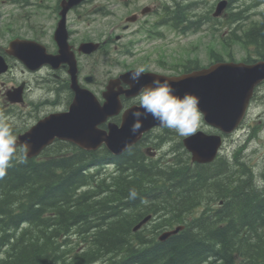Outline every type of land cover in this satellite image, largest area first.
<instances>
[{
  "label": "trees",
  "instance_id": "1",
  "mask_svg": "<svg viewBox=\"0 0 264 264\" xmlns=\"http://www.w3.org/2000/svg\"><path fill=\"white\" fill-rule=\"evenodd\" d=\"M241 27L231 38L264 58V19ZM84 154L60 150L8 167L0 178V264H264V189L244 164L192 165L178 154L147 166L134 146L108 181L87 173L94 158ZM202 193L223 207L192 217ZM176 225L184 229L157 240Z\"/></svg>",
  "mask_w": 264,
  "mask_h": 264
},
{
  "label": "water",
  "instance_id": "2",
  "mask_svg": "<svg viewBox=\"0 0 264 264\" xmlns=\"http://www.w3.org/2000/svg\"><path fill=\"white\" fill-rule=\"evenodd\" d=\"M223 7L224 3L219 4L216 16L220 14ZM55 40L60 48V56H67L68 46L63 27L57 31ZM11 48L15 51V56L24 63L28 65V61L32 62L30 66L33 69L44 63H52L51 58L46 57L44 50L38 45L15 42ZM70 64L74 79L75 66L73 62ZM2 70L0 68V72ZM129 73L121 76V79L125 80L124 82L127 84L131 83L128 79ZM168 80L173 81L176 95L183 96L188 93L199 98V107L204 114L206 123L225 133H230L243 118L254 88L264 80V61L253 65L217 64L206 70ZM150 82V76H143L139 85L126 91V97L136 96L139 87ZM113 85V83L108 85L107 92L103 95L105 103L101 106L91 94L78 89L73 80L76 97L69 112L52 115L45 119L28 134L20 137L17 146L26 144L29 158L35 156L54 139L68 140L88 150L96 149L101 143H105L111 153L120 155L135 144L143 133L156 127V122L148 117L143 121L140 132L133 135L129 129L133 123L131 112L137 110L135 106L124 112L120 127L110 125L108 133L103 134L96 131L97 125L105 121L106 118L117 115L121 110L118 99L120 93L112 92ZM219 140L215 136L197 134L185 139L183 144L192 153V161L202 164L214 159L220 144ZM149 219V216L144 218L134 230L139 229ZM181 229L178 227L173 231L163 233L160 237L164 240Z\"/></svg>",
  "mask_w": 264,
  "mask_h": 264
},
{
  "label": "rangeland",
  "instance_id": "3",
  "mask_svg": "<svg viewBox=\"0 0 264 264\" xmlns=\"http://www.w3.org/2000/svg\"><path fill=\"white\" fill-rule=\"evenodd\" d=\"M50 1L52 0H44L43 5L45 6L47 3H50ZM34 2L40 3L42 1L30 0L28 2L29 4L20 3L11 5L8 0H0V38H2L0 39V46H3L6 40L12 35L28 38L29 25L38 28L41 26L49 27L52 21H50L47 15L48 12L38 6L35 7L32 5ZM143 3L142 1L141 4ZM249 4L250 2H246V5ZM111 5L110 9L111 12H113L111 15H106L104 16L105 18L103 16L97 17V22L95 24L97 35L106 34L111 28L120 27V19L126 11L121 8L119 0H114ZM205 8L203 10H206ZM263 11L264 4L255 8L253 10L255 14L252 16L254 19L253 21L259 20L261 18L260 12ZM207 26H204V28ZM81 27H83V25ZM80 29L82 32L84 31V28ZM229 30L230 26L224 25L223 28L216 33L209 27V29H202L198 34H189L185 37L172 36V34L165 32L166 36L163 38L154 39L147 43L143 42L139 45L138 49H140V51L146 50L147 53L152 55L149 59V65H154L158 67L157 69H166L169 72L174 71L179 73L181 71L179 65L188 59L197 60L198 67L208 66L211 62L208 56V49L216 47L215 52L225 55L223 49L220 48L222 45L221 39L229 35ZM231 48L234 61L241 62L242 59L247 56L245 49L241 45L233 43ZM114 57L121 62V65L116 64L117 66L113 63L114 67H112V70L114 72L122 70L124 66L122 62L134 61V59H130V57L125 58L119 55H114ZM104 59L105 58H100L99 66L101 69H105L107 66L106 64H108V61L106 64L104 63ZM161 63H163L164 67L161 66ZM169 66L172 70L168 69ZM177 66L178 70L176 69ZM31 88L33 89L31 94H33L34 91L37 90L36 84ZM33 96L37 97L38 94H34ZM256 97L257 100L253 104L252 111L242 128L228 137L224 153L231 156L235 149L245 146L246 148L244 147V151L241 152L240 161L245 163L248 169L255 171L256 175H258L264 171V86L257 90ZM33 120L34 119H32L30 123H32ZM256 127H261V132L257 130V134H255L254 129ZM256 175L255 181L257 179ZM71 250L73 251V249ZM97 264L101 263L98 262Z\"/></svg>",
  "mask_w": 264,
  "mask_h": 264
},
{
  "label": "flooded vegetation",
  "instance_id": "4",
  "mask_svg": "<svg viewBox=\"0 0 264 264\" xmlns=\"http://www.w3.org/2000/svg\"><path fill=\"white\" fill-rule=\"evenodd\" d=\"M163 1L165 2V5L161 3V0H150L147 9L144 10L146 11L144 15H141V11L130 12L129 14L132 15L133 19L136 20L135 23L141 21L147 22L153 19L156 20L155 24H164L167 27H172V24L175 23V17L173 14L169 13V11H171V2L173 0ZM124 3L127 9L130 4L129 2H127V0H124ZM207 5H209L208 0H198V2H195L194 6L191 7L194 9L191 14H194V19L196 22L202 24L208 21V12L203 13V9ZM95 13L96 9H90L88 12L82 13L83 16L78 15V19H83L88 25H90L91 23L96 22V19H89L88 17L95 15ZM128 27V25L124 27L126 33H130L131 31ZM52 32L49 35H43L42 38L47 39V37L49 36L50 39H52ZM78 36L79 33L77 31L69 30V39L74 50H77L80 44L83 43L82 39L79 41V38H77ZM100 44L101 48L96 54H105V44ZM54 49L55 47L53 45V51ZM77 58L79 60V64L81 63V60L91 59L90 57H87L82 54H77ZM93 58L94 57H92V59ZM9 64L10 72L6 73L5 76H3V81L0 82L2 89L8 90L17 86H22L24 101L22 105H17L9 104L6 100H3L1 102L2 110L0 109V118H7L8 122L13 127V134L15 136H18L19 133L28 129V127L31 125L30 122L32 119L37 120L41 117L42 114L44 115V113L46 114L58 110H65L64 108L61 109L59 107L68 103L71 100L73 94L70 91L68 67L66 65L62 64L57 69H52L49 66H43L41 69L35 72H31L29 70L27 71L23 66H21L15 61H12L11 59H9ZM87 69H89V72H86V67H80L78 71V81L80 82L82 87L94 88L100 84V80L96 76V67L88 66ZM17 70L19 71L22 78L15 77V72ZM26 75H28V77H25ZM87 78H89V80ZM34 84H36L38 90H35L31 96H33L34 94L45 96L44 100H38L37 102L33 98L28 97V93H31V91H33L31 87L34 86ZM121 86L123 88H126V86L123 84ZM120 98L124 107L133 106V99H125L123 96H121ZM4 111L7 112V115L1 116L4 115ZM34 112L36 113L33 114ZM119 121L120 117H115L112 119V122L115 124H118ZM102 127L105 128L106 125H103ZM153 132L144 135L142 141L139 142V146L144 147V149L151 148L152 150H154V148H156L158 145L157 140L155 139L158 136L155 135ZM17 152L24 153L22 149H18Z\"/></svg>",
  "mask_w": 264,
  "mask_h": 264
},
{
  "label": "clouds",
  "instance_id": "5",
  "mask_svg": "<svg viewBox=\"0 0 264 264\" xmlns=\"http://www.w3.org/2000/svg\"><path fill=\"white\" fill-rule=\"evenodd\" d=\"M147 71L149 68L146 65L135 66L128 77L131 83L125 86L131 89L139 85ZM199 103V98L192 94L176 95L173 81L154 77L150 83L139 87L132 101V104L138 107L131 112L133 123L129 130L136 135L143 127V121L151 117L159 129L171 130L179 137L191 136L198 130L203 120L204 114ZM20 147L24 152L28 151L26 144ZM16 149L17 137L13 134L12 125L7 118H0V178L6 174L10 162L16 158ZM20 162H24L23 157ZM256 186L258 189H264V179L257 177ZM137 195L135 188L129 189V199H135Z\"/></svg>",
  "mask_w": 264,
  "mask_h": 264
},
{
  "label": "bare ground",
  "instance_id": "6",
  "mask_svg": "<svg viewBox=\"0 0 264 264\" xmlns=\"http://www.w3.org/2000/svg\"><path fill=\"white\" fill-rule=\"evenodd\" d=\"M251 174H252V176H253V181H255V174H253V173H251ZM253 183H254V182H253ZM183 229H184V226H182V229H181L180 231H182ZM180 231H178L176 234H178ZM176 234H173V235H176ZM170 236H172V235H170ZM170 236H169V237H170ZM169 237H167V238H169ZM167 238H166V239H167ZM166 239L162 240L161 237H160V238H159V241L162 242V241H165ZM99 262H100V261H99ZM97 263H98V262H97ZM97 263H95V264H97Z\"/></svg>",
  "mask_w": 264,
  "mask_h": 264
}]
</instances>
